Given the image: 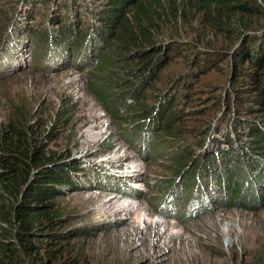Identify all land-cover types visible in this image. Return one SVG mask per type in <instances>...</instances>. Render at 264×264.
Masks as SVG:
<instances>
[{
    "label": "trees",
    "instance_id": "1",
    "mask_svg": "<svg viewBox=\"0 0 264 264\" xmlns=\"http://www.w3.org/2000/svg\"><path fill=\"white\" fill-rule=\"evenodd\" d=\"M28 1L0 6V80L25 69L89 79L91 92L106 98L116 136L131 157L171 163L170 175L149 187L147 174L134 177L143 182L136 199L153 202L164 217L181 203L198 201L204 211L205 200L221 209L264 207V0H66L61 6L43 0L39 10L14 11ZM196 17L199 28L217 33L184 37L178 24ZM177 61L172 73L161 74ZM209 71L217 73L205 84L214 89L209 107L216 125L212 133H196L192 89ZM201 96L209 94L198 101ZM2 117L0 264H81L61 241L71 230L64 229L54 198L92 184L118 194L133 189L131 179L106 172L107 163L87 166L50 151L60 129L48 128L24 95L6 100ZM90 227L74 230L88 235Z\"/></svg>",
    "mask_w": 264,
    "mask_h": 264
},
{
    "label": "rangeland",
    "instance_id": "2",
    "mask_svg": "<svg viewBox=\"0 0 264 264\" xmlns=\"http://www.w3.org/2000/svg\"><path fill=\"white\" fill-rule=\"evenodd\" d=\"M5 1L0 0V6L5 7ZM42 1L29 0L25 5L21 2L14 11L25 15L30 10H39ZM52 1L59 6L67 2L49 0L48 3ZM197 19L194 22L184 19L178 24L184 37L194 31L205 35L217 33L213 28H199ZM179 65V61L172 62L161 74L172 73ZM213 71L200 75L192 89L193 110L197 116L190 121L195 122L196 133L200 128L212 133L216 125L210 120L213 111L209 107L214 89L205 87L207 81L217 75ZM89 81L71 71L39 75L26 69L0 80V119L3 118V103L16 95H24L32 109L43 115L41 119L48 128L60 129L48 142L50 151L69 155L87 166L107 163L106 172H113L124 180L131 179L133 189L118 194L92 184L57 195L53 207L64 213L61 218L66 221L64 229L71 230L67 237L57 240L68 241L66 248L75 250L81 264H251L264 258V207L253 212L240 208L221 209L208 206L210 201L206 200L204 211L193 203L192 217L183 218L187 208L186 203H181L175 214L181 213V220L180 217H164L158 214L153 202L136 199L134 195L143 187V182L134 177L147 174L149 187L154 178L170 175L171 163H139L133 159L116 136L117 121L109 112L106 98L91 92ZM204 93L209 96H201L198 101ZM204 105L208 107L202 108ZM62 109L65 112L58 114ZM66 121V125H61ZM55 123L61 126H54ZM90 177L92 179L93 175ZM150 190L157 195L159 188ZM82 224L91 226L88 235L75 233L74 229Z\"/></svg>",
    "mask_w": 264,
    "mask_h": 264
}]
</instances>
